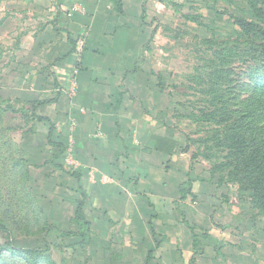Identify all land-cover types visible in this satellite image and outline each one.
<instances>
[{
  "label": "crops",
  "instance_id": "0c3cea01",
  "mask_svg": "<svg viewBox=\"0 0 264 264\" xmlns=\"http://www.w3.org/2000/svg\"><path fill=\"white\" fill-rule=\"evenodd\" d=\"M168 2L0 0V111L9 117L0 124L12 125L10 143L21 164L53 181L63 176L58 188L68 184L82 195L86 220L103 221L115 234L126 220L139 243L154 235L155 218L184 221L171 207L182 204L192 208L188 219L198 232L208 221L206 234L217 243L224 228H217L211 205L198 198L190 205L191 197L180 195L183 180L179 196L169 198L179 185L173 190L168 177L162 180L175 174L182 179L181 169L191 188L185 155L194 161L191 150L182 151L183 136L170 130L167 81L156 62L164 54ZM81 38L85 46L78 55ZM145 195L161 197L150 201ZM159 228L160 235H170L171 228L174 235L196 236L179 224Z\"/></svg>",
  "mask_w": 264,
  "mask_h": 264
},
{
  "label": "rangeland",
  "instance_id": "374dc122",
  "mask_svg": "<svg viewBox=\"0 0 264 264\" xmlns=\"http://www.w3.org/2000/svg\"><path fill=\"white\" fill-rule=\"evenodd\" d=\"M168 5V26L163 27L162 32L164 54L156 62L167 81L169 127L179 133V138L183 136L182 147L187 143L191 149L199 146L202 153L205 150L199 140L209 132L197 119L196 109L203 96L191 77L205 70L208 51L213 52L218 45L221 48L231 44L226 39L233 25L230 16L249 19L251 15L243 0H169ZM192 16L197 19L189 22L186 17ZM243 47L239 45L238 49L243 50ZM240 56L226 61L230 72L224 77L228 80L225 87L230 90L228 99L239 110V125L250 123L255 128L254 134L263 138L264 96L259 98L251 86L257 80L252 74L256 66L248 67L249 57ZM244 59L246 69L243 68ZM250 61L254 64L251 58ZM223 100L227 102L226 98ZM2 117L9 118L0 111V120ZM10 126L0 124V264H264V216L250 207L236 185L225 182L226 178L221 182L223 174L215 173L212 178L210 166L199 154L193 162L190 154L184 157L190 166L191 188L181 169L178 172L182 179H174L178 177L175 174L162 180L168 177L173 190L179 185L178 192L171 193L169 198L179 196L180 180H183L180 195L186 192L192 198H188L190 205L194 207L193 201L197 198L211 205L209 212L214 215L217 228H224L217 243L206 234L208 221L202 223L206 229L198 232L192 219H188L192 208L175 203L172 209L184 214L185 220L155 218L152 221L156 228L154 235L143 237L139 243L129 235L126 220L122 222L123 232L115 234L102 227L103 221L96 223L88 219L87 237L72 236L80 229L73 217L82 195L70 190L68 184L58 188L59 183L63 185V176L53 181L44 178L46 175L38 168L21 164L17 148L10 143ZM205 166L207 171L203 169ZM183 169L186 171L185 165ZM153 177L159 179L156 175ZM205 180L211 182L210 186L201 182ZM192 188L196 195L191 192ZM159 197L145 195L150 201ZM160 211L157 209L156 215H162ZM159 224H179L189 229L193 226L196 236L174 235L171 228L167 229L170 235H160ZM158 243L159 248L152 250L146 263L149 250L156 248ZM191 243L197 247L195 253Z\"/></svg>",
  "mask_w": 264,
  "mask_h": 264
},
{
  "label": "trees",
  "instance_id": "16d2710c",
  "mask_svg": "<svg viewBox=\"0 0 264 264\" xmlns=\"http://www.w3.org/2000/svg\"><path fill=\"white\" fill-rule=\"evenodd\" d=\"M251 17L239 18L231 15L233 25L226 39L231 44L216 48L213 52L208 51L204 66L198 76L192 75L199 94L203 96L202 103L197 106V119L209 134L201 138L204 152L198 146L191 149L187 143L182 151H192V160L201 156L210 166L212 178L215 173L223 174L221 182L238 187L237 191L251 208L264 216V136H256L255 128L250 123L239 125L237 118L238 109H235L228 99L230 90L226 89L228 80L224 77L230 73L227 67V58H236L238 55L249 57L248 67L254 68L253 76L257 80L252 89L256 90L258 97L264 96V0H243ZM187 16V15H186ZM189 22L197 18L186 17ZM244 46L243 50L238 46ZM240 56V57H241ZM253 60L254 64L250 61ZM243 68L246 69L244 59ZM208 73V74H207ZM250 74V75H252ZM195 90V89H194ZM227 99L225 102L223 99ZM264 103V100H263ZM264 115V107H262ZM210 143V145H208ZM216 150L213 152V150ZM74 223L79 226V232L72 236L86 238L90 224L83 213V201L77 203L73 217ZM195 248V247H194ZM150 259V252L147 261Z\"/></svg>",
  "mask_w": 264,
  "mask_h": 264
},
{
  "label": "built area",
  "instance_id": "2783aa9c",
  "mask_svg": "<svg viewBox=\"0 0 264 264\" xmlns=\"http://www.w3.org/2000/svg\"><path fill=\"white\" fill-rule=\"evenodd\" d=\"M74 11H78V12H83V8L81 7H74L73 9ZM84 46H85V40L84 38H81L77 41L76 43V48H75V52L78 54V55H81L83 50H84ZM77 73V69H74V74ZM72 84L74 86L73 90L75 89V86H76V80H75V76L72 78ZM72 164V163H70Z\"/></svg>",
  "mask_w": 264,
  "mask_h": 264
}]
</instances>
